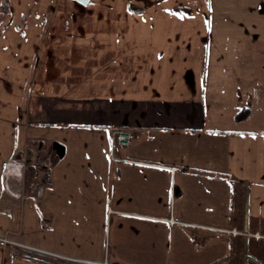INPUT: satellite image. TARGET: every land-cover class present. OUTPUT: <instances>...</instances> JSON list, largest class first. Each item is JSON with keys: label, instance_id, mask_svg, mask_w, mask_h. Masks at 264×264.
Instances as JSON below:
<instances>
[{"label": "crops", "instance_id": "crops-1", "mask_svg": "<svg viewBox=\"0 0 264 264\" xmlns=\"http://www.w3.org/2000/svg\"><path fill=\"white\" fill-rule=\"evenodd\" d=\"M0 10V237L64 259L159 264L189 228L210 246L195 248L201 261L260 260L264 0ZM117 129L127 147L112 144ZM51 255L0 243V264H65Z\"/></svg>", "mask_w": 264, "mask_h": 264}, {"label": "rangeland", "instance_id": "rangeland-1", "mask_svg": "<svg viewBox=\"0 0 264 264\" xmlns=\"http://www.w3.org/2000/svg\"><path fill=\"white\" fill-rule=\"evenodd\" d=\"M0 11H2V10H0ZM172 231H173V229H172ZM180 231L185 232L186 236L181 235V234L177 233L176 231H174L175 233H172V251L170 253V256L168 259H165V260L162 259L159 262V264H214V261H210V260L201 261L200 258L195 257L196 256L195 255V251H196L195 248L201 250V249H203V246H204L203 250H205V253L207 254V256H211V253H210V246L209 245L206 246L205 244H203V242L198 243V240L195 239V237H194L195 230L194 229L185 228V229H182ZM206 234H207L208 242L210 241L209 243L211 244L212 232L207 231ZM237 234H238V232H237ZM251 235H255V233L251 234ZM220 246H221V244H220ZM256 248L259 249V251L257 252V256L260 257V260L259 261L256 259L253 260L252 264H264V243H262L261 245H257ZM249 249H250V251L254 250L253 246H250ZM227 262H228V260H225L223 262H218L217 264H228ZM153 263H156V261H153ZM230 263H232V262H230Z\"/></svg>", "mask_w": 264, "mask_h": 264}, {"label": "built area", "instance_id": "built-area-1", "mask_svg": "<svg viewBox=\"0 0 264 264\" xmlns=\"http://www.w3.org/2000/svg\"><path fill=\"white\" fill-rule=\"evenodd\" d=\"M110 140L112 144L117 145L118 147H127L131 141V134L126 130L117 129L111 133ZM123 161L132 163V161H129V160H123ZM16 166L19 171L24 169L26 166L32 169H36V167L37 168L39 167L35 163L25 164L24 161L18 162ZM9 167H12V164L7 165L5 174H7ZM169 170L171 171V173H174L176 171L175 168H169ZM165 223L171 227L177 226V225H183L181 220L178 217H175L173 215H170V217L165 220ZM229 233L233 236L237 235V232L235 230H230ZM253 237L255 239L260 238V236H258L257 234L253 235ZM0 243L3 245H10L14 249H21L23 251H26L27 253L34 254L40 258L41 257L45 258V257H48V255H51V254H47L46 252H42L40 250H35L33 248L24 246L15 241L9 240L6 237H0ZM51 256L55 259H63L65 264H116V263L109 262L106 258H104V260L102 261H87V260L64 259V258H59L58 256H55V255H51Z\"/></svg>", "mask_w": 264, "mask_h": 264}, {"label": "water", "instance_id": "water-1", "mask_svg": "<svg viewBox=\"0 0 264 264\" xmlns=\"http://www.w3.org/2000/svg\"><path fill=\"white\" fill-rule=\"evenodd\" d=\"M74 1H76V2H78V3H80V4H82V5H86V4H88V2H89L90 0H74Z\"/></svg>", "mask_w": 264, "mask_h": 264}, {"label": "trees", "instance_id": "trees-1", "mask_svg": "<svg viewBox=\"0 0 264 264\" xmlns=\"http://www.w3.org/2000/svg\"><path fill=\"white\" fill-rule=\"evenodd\" d=\"M135 11H137V10L135 9ZM185 11H187V10H185ZM48 263H53V262H51V261H48Z\"/></svg>", "mask_w": 264, "mask_h": 264}]
</instances>
